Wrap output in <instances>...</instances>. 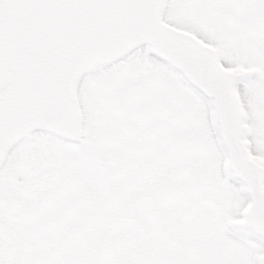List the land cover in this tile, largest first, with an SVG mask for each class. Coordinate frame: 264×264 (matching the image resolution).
I'll use <instances>...</instances> for the list:
<instances>
[{
  "label": "snow or ice",
  "instance_id": "obj_1",
  "mask_svg": "<svg viewBox=\"0 0 264 264\" xmlns=\"http://www.w3.org/2000/svg\"><path fill=\"white\" fill-rule=\"evenodd\" d=\"M0 264H264V0H0Z\"/></svg>",
  "mask_w": 264,
  "mask_h": 264
}]
</instances>
